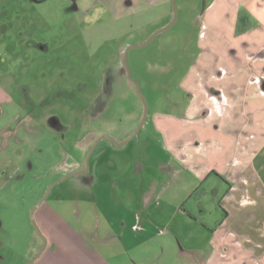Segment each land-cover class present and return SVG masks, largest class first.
Listing matches in <instances>:
<instances>
[{
  "label": "rangeland",
  "instance_id": "obj_1",
  "mask_svg": "<svg viewBox=\"0 0 264 264\" xmlns=\"http://www.w3.org/2000/svg\"><path fill=\"white\" fill-rule=\"evenodd\" d=\"M174 1L175 22L145 46L130 49L127 56L131 75L140 84L148 104L147 120L154 110L177 112L189 104L191 94L187 95L190 91L184 85L185 79L193 68L199 71L196 65L207 52L214 64V83L206 87V100L211 104L204 112L212 109L219 112L227 101L220 95L217 81L230 77L228 65L236 57L230 50L236 53L232 48L237 42L223 32L225 25L213 24L205 16L206 6L212 0ZM172 20L171 0H0V60L6 57L0 73L4 70L9 73L0 80V86L16 100L18 107H21L19 85L28 87L32 94V100L28 99L31 101H23L26 112L16 113L15 133L6 142L0 137V264H25L40 250L43 238L35 229L30 212L41 199L34 210V220L47 243L30 264H105L92 255L87 238L73 236L67 225L51 227L57 225V219H62H56L49 212L57 206L56 199L81 196L74 187L80 174L72 173L87 169L86 158L91 148L88 147L81 161V146L93 144L102 133L121 141L134 131L143 115V103L125 71H116L117 65H121L127 45L141 44ZM205 42L213 45V50L204 51L201 46ZM104 69L108 73H103ZM107 74H115L110 83ZM198 74L205 77L206 72ZM253 77L242 86L247 88L250 83H257L264 94V76ZM99 88L109 95L104 109ZM108 88L112 93H108ZM97 108L102 111L94 115ZM48 121L68 127L51 128ZM84 129L92 131L85 138ZM159 140L156 137L149 142L145 153L168 162L167 151ZM144 142L143 130L119 150L113 149V142L104 138L89 157V167L97 161H108L112 169L109 175L114 174V182H120L121 203L107 190V195L111 194L107 199L110 201L108 217L114 220L111 225L114 231L121 229L120 219L128 221L130 218L131 211L124 207L125 191L128 192L130 186L129 191L135 195L138 185L134 177L128 184L127 177L131 170L139 168L128 160H135L143 153ZM155 170L148 166L144 169ZM100 173H103L101 180H106L105 173L101 170ZM67 175L66 179L55 183ZM164 180L158 178L161 183ZM187 187L189 180L171 178L164 191L153 197V204L144 215L148 221L157 222L154 233L161 227L169 230L165 222L171 205L175 201L183 202L184 194L179 190ZM100 189L104 195L105 186L101 185ZM114 202L119 206H114ZM88 206L85 204L80 209L83 220L76 223L77 208L71 200L64 203L65 215L77 230L81 226L91 228L92 221L97 219L95 209H87ZM209 216L216 219L217 209L210 208ZM138 223L135 230L139 228ZM63 231L68 232L63 234ZM167 237L157 236L155 240ZM125 240L135 243L137 238L132 232ZM122 246L117 242L115 249ZM134 261L183 264L184 258L165 261L163 257H122L117 259V264H135Z\"/></svg>",
  "mask_w": 264,
  "mask_h": 264
},
{
  "label": "crops",
  "instance_id": "obj_2",
  "mask_svg": "<svg viewBox=\"0 0 264 264\" xmlns=\"http://www.w3.org/2000/svg\"><path fill=\"white\" fill-rule=\"evenodd\" d=\"M241 9L248 11L253 26L235 35ZM204 14L211 23L225 25L223 32L237 42L232 48L236 53L230 50L236 56L228 65L230 77L217 81L220 95L227 99L222 110L204 112L211 104L206 100V87L214 83V64L207 52L196 65L200 73L206 72L205 77L193 68L185 79L184 85L190 91L187 95L191 94L189 104L177 112L154 110L145 123L147 127L144 125L140 129L146 135L143 153L135 160H128L139 170H131L127 177L128 184L133 177L137 179V194L129 191L130 186L128 192L125 191L127 201L123 206L131 214L128 221L120 219L121 229L114 231L111 226L114 220L108 217L107 203L110 201L107 199L111 194L122 202L120 182H114V174L109 175L112 169L108 161L95 162L75 179L74 187L80 197L62 196L55 200L57 206L49 212L56 219H62H57V225L51 227L67 225L73 236L87 238L92 243L88 244L92 255L104 260L105 264H117V259L122 257H163L165 261L183 257V264H264V94L257 83H250L247 88L242 86L248 78L264 76V0H212ZM201 47L204 51L213 50L209 43ZM156 137L167 151L168 162L145 153L149 142ZM129 140L112 143V148L119 150ZM81 147L79 160L84 161L89 145ZM147 166L157 170L144 171ZM100 170L105 173L106 180H101ZM161 177L165 178L162 183L158 181ZM178 177L189 180V187L179 190L184 200L171 205L170 216L165 222L169 230L161 227L154 233L157 222L148 221L144 214L153 204V197L164 191L166 182ZM101 185L105 186L104 195ZM107 190L111 194L107 195ZM67 200L77 208L76 223L83 220L80 210L83 205L89 204L87 209H95L97 219L92 221L91 228L81 226L77 230L67 219L64 209ZM213 207L217 209L216 219L209 216ZM135 221L139 222L136 230ZM132 232L137 241L127 243L125 238ZM157 236L168 237L155 240ZM117 242L123 244L118 250L115 249Z\"/></svg>",
  "mask_w": 264,
  "mask_h": 264
},
{
  "label": "flooded vegetation",
  "instance_id": "obj_3",
  "mask_svg": "<svg viewBox=\"0 0 264 264\" xmlns=\"http://www.w3.org/2000/svg\"><path fill=\"white\" fill-rule=\"evenodd\" d=\"M126 48V47H125ZM125 50V49H124ZM130 51V50H129ZM8 52H6L5 54H7ZM129 53V52H128ZM123 54H124V52H123ZM128 56V55H127ZM5 61H6V57L4 58V59H2V60H0V70H1V68H2V66L5 64ZM127 64H128V67H129V69H130V66H129V63H128V59H127ZM120 66V67H119ZM120 69H122V70H124L125 71V75H126V77H127V80H130L129 79V77H128V74H127V71H126V68H125V66H124V64H123V56H122V59H121V65H117V69H116V71L117 70H119L120 71ZM115 71V72H116ZM104 72H106V73H108L107 71H105V69H104V71H103V73ZM130 73H131V70H130ZM7 75H9V73L8 72H6L5 70L2 72V73H0V80L2 79H5L6 77H7ZM108 75V79L107 80H109L108 82L110 83V78H113L114 76H115V74H114V76H110V74H107ZM132 76V75H131ZM133 78V77H132ZM103 79V78H102ZM134 79V78H133ZM131 81V80H130ZM132 82V81H131ZM133 83V82H132ZM134 84V83H133ZM135 86V85H134ZM139 86H140V84H139ZM136 89V88H135ZM141 89V88H140ZM18 90L20 91V93H21V96H20V100H21V107H18V103L16 102V100L14 99V98H12L10 95H9V93L7 92V91H5L4 89H2L1 88V86H0V122L2 123L1 125H0V137L1 138H3V139H6L5 140V142L8 140V137H10V135H12V134H14L15 133V130H16V127H17V118H16V113H17V111H18V113H19V115H21V114H24L25 112H26V107H24L23 106V101L24 100H26L27 102L28 101H31L32 99V94L30 95V92H29V88L27 87V88H25V85H19L18 86ZM99 91L100 92H102V93H99L98 95H101L102 96V105H103V109H104V107L106 106L105 104H106V102H107V97L109 96V95H106L105 94V92H104V90H103V88H99ZM137 92V91H136ZM108 93L110 94V93H112L111 92V89H109L108 88ZM85 98V97H84ZM28 99H31V100H28ZM25 102V101H24ZM26 103V102H25ZM88 109V111H93V110H90L89 108H87ZM83 111H84V109H83ZM99 111H102V110H100V108H97V109H95L94 110V115H96V113H98ZM146 120H147V118H146ZM48 123H49V125H50V127L51 128H55V127H57V129L58 128H60V126H62L61 128H67V127H65V126H63V125H58V124H55L54 122H49L48 121ZM145 123H146V121H145ZM145 123L143 124V126L145 125ZM142 126V127H143ZM141 129V128H140ZM140 129H139V131H140ZM84 131H85V133L83 132V136H84V138L85 137H87L88 135H89V131H91L90 129H89V131L87 130L86 131V129H84ZM138 131V132H139ZM92 132V131H91ZM138 134V133H137ZM136 134V135H137ZM104 135H109V134H105V133H102L97 139H95V141L93 142V144L92 143H90L89 144V147L91 146V148H92V146L94 145V143L97 141V143H96V145H95V147L98 145V143L102 140V139H104V138H106V139H109V140H111L110 138H107V137H102V136H104ZM135 135V136H136ZM110 136V135H109ZM112 137V136H111ZM134 137V136H133ZM127 138V137H126ZM125 138V139H126ZM132 138V137H131ZM130 138V139H131ZM114 139V141L113 140H111L114 144H117V143H122L125 139H123V140H121V141H117L115 138H113ZM84 140V139H83ZM94 147V148H95ZM90 148V149H91ZM90 151V150H89ZM93 151V150H92ZM90 155H91V153H90ZM90 157V156H89ZM81 174H84V173H81ZM41 203V202H40Z\"/></svg>",
  "mask_w": 264,
  "mask_h": 264
},
{
  "label": "water",
  "instance_id": "obj_4",
  "mask_svg": "<svg viewBox=\"0 0 264 264\" xmlns=\"http://www.w3.org/2000/svg\"><path fill=\"white\" fill-rule=\"evenodd\" d=\"M171 3H172V5H173V20H172V22L169 23L167 26H165V27H163V28H161V29L155 31L152 35H150V36H149L144 42H142L141 44H130V45H127L126 48H125V50H124V54H123V64H124V66H125V68H126V71H127V74H128L129 79H130V80L134 83V85H135V88H136L137 94L139 95V97H140V99H141V101H142V103H143V107H144V109H143V115H142V117H141V120L139 121V123H138L137 126L135 127L134 131H133V132L129 135V137H127L123 142L129 140L131 137L135 136V135L138 133L139 129H140V128L143 126V124L145 123L146 118H147V113H148V104H147V102H146V99H145V97H144V94L142 93V91H141V89H140L139 83H138L135 79L132 78L131 73H130V69H129L128 64H127V55H128V52H129V50L132 49V48H139V47H143V46H145L146 44H148V43L153 39V37H154L156 34H158V33L162 32V31L166 30L167 28H169V27L175 22V20H176V5H175V1H174V0H171ZM102 137H107V138H110L111 140L114 141L113 137H111V136H109V135H104V136H102ZM123 142H122V143H123ZM96 143H97V141L94 143V145H93L92 148L90 149V151H89V153H88V156H87V158H86L87 169H85V170H79V171L74 172V173H72V174H81V173H86V172H87V170H88V168H89V166H88L89 156H90V153L92 152V150L94 149ZM117 144H120V143H117ZM69 175H71V174H69ZM69 175H67V176H69ZM67 176L63 177L62 179H60V180H58V181H62V180H64L65 178H67ZM58 181H56V182H58ZM56 182H55V183H56ZM55 183H53V184H55ZM53 184H52V185H53ZM52 185H51V186H52ZM51 186L47 189V192H46V194L44 195V197L48 194V192H49ZM41 201H42V199L37 203V205H36L35 207H33V209H32L31 212H30V215H31V220H32V223H33L35 229L38 231V233H39V234L42 236V238H43V244H42L40 250H39V251H38V252H37V253H36V254H35V255H34V256H33V257H32L27 263H25V264H30L31 262H33V261L39 256V254L42 252V250L45 248L46 243H47V239H46V237H44V236L41 234L40 229H39V227L37 226V224L35 223V220H34V210L38 207V205L40 204Z\"/></svg>",
  "mask_w": 264,
  "mask_h": 264
},
{
  "label": "trees",
  "instance_id": "obj_5",
  "mask_svg": "<svg viewBox=\"0 0 264 264\" xmlns=\"http://www.w3.org/2000/svg\"><path fill=\"white\" fill-rule=\"evenodd\" d=\"M249 13L245 9H241L238 13L237 22L234 30L235 35L242 34L243 32L252 28L253 24L249 20Z\"/></svg>",
  "mask_w": 264,
  "mask_h": 264
},
{
  "label": "clouds",
  "instance_id": "obj_6",
  "mask_svg": "<svg viewBox=\"0 0 264 264\" xmlns=\"http://www.w3.org/2000/svg\"><path fill=\"white\" fill-rule=\"evenodd\" d=\"M90 19V18H89Z\"/></svg>",
  "mask_w": 264,
  "mask_h": 264
}]
</instances>
